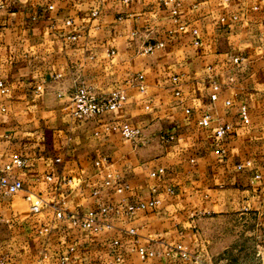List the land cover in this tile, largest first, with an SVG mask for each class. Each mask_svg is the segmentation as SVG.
<instances>
[{
	"label": "crops",
	"instance_id": "1",
	"mask_svg": "<svg viewBox=\"0 0 264 264\" xmlns=\"http://www.w3.org/2000/svg\"><path fill=\"white\" fill-rule=\"evenodd\" d=\"M0 80V164L28 159L10 172L24 189L0 195V264H63L65 254V264H218L246 256L248 235L264 258V0H0ZM81 84L127 98L80 120L71 94ZM205 113L209 128L198 123ZM218 123L232 127L220 143ZM110 172L119 176L107 184ZM31 192L46 202L40 212ZM154 197L157 206L128 211ZM53 204L78 219L112 205L113 227L58 219ZM141 246L153 255L143 259Z\"/></svg>",
	"mask_w": 264,
	"mask_h": 264
},
{
	"label": "built area",
	"instance_id": "2",
	"mask_svg": "<svg viewBox=\"0 0 264 264\" xmlns=\"http://www.w3.org/2000/svg\"><path fill=\"white\" fill-rule=\"evenodd\" d=\"M53 7L52 5L50 6ZM173 14H177L176 8L173 9ZM181 30L185 29V25L181 24L179 27ZM194 34L198 36V30H194ZM196 44H199V38L195 41ZM158 45H163L162 42ZM151 48V47H150ZM149 47L146 51H149ZM236 61L239 58L235 59ZM60 76V75H59ZM143 75L138 74L134 80L140 82L141 89H144V84L142 83ZM42 85L38 86V90L42 89ZM214 92L212 94V99L216 100L218 98L219 85L217 83L213 84ZM9 89L5 83L0 80V95L5 96L8 93ZM127 95L123 89L116 88L111 90L109 93H101L86 84H81L76 87L75 91L71 94V101L73 103V114L80 120H87L93 117H97L108 111H114L120 107L126 100ZM230 103V101H228ZM7 110L6 105H0V113ZM190 112V109L187 110ZM242 116L246 122H249V112L246 105L242 106ZM118 123L114 125L115 129H118L123 136L128 139L136 140L141 135V130L139 127L131 124L128 121H117ZM199 125L203 127H211L213 119L209 113H205L198 121ZM231 125L228 123H218L213 129L215 131V136L217 143H220L226 135L231 130ZM60 160V159H59ZM28 159L21 155H15L11 161L0 164V195H14L18 194L24 189V182L20 178L13 179L10 175V172L14 169H23L27 167ZM244 163H240L238 168L242 169ZM164 169L160 168L157 171H153L151 176L156 177L159 173L163 172ZM118 174L110 172L107 174L106 183L111 184L113 180L118 177ZM50 178V176H48ZM256 177H260L259 174H256ZM124 187H119L118 191L122 192ZM26 200L30 203L31 210L34 213L40 212L44 204L46 203L39 195L34 193H28L25 195ZM161 203V199L154 197L147 201H142L139 204H130L128 211L130 213H136L138 209L146 210L151 207H155ZM52 207L55 209V214L58 219H62L65 216H68L72 219L75 224H80L83 228L89 229L95 232H104L113 227V225L108 221L110 212L114 209L112 205L100 204L98 210H91L86 215L82 216L81 219H78L74 214L69 212L65 207L53 204ZM131 234H136L137 229L131 228ZM120 241L118 239L113 240L114 245H119ZM70 251L74 250V247L69 248ZM175 252L183 259L189 260L193 259L195 263H198V259L190 252L187 246L182 243H178L174 249ZM139 255L145 259L148 256H152L153 252L147 250L145 247H140L138 250ZM116 259L120 260V255H116ZM69 260V255L65 254L62 257L61 263L65 264Z\"/></svg>",
	"mask_w": 264,
	"mask_h": 264
},
{
	"label": "rangeland",
	"instance_id": "3",
	"mask_svg": "<svg viewBox=\"0 0 264 264\" xmlns=\"http://www.w3.org/2000/svg\"><path fill=\"white\" fill-rule=\"evenodd\" d=\"M244 219L243 218H235V219H230V221H220V220H215L213 221L214 223L212 224L211 223H208L207 225L208 226H223V225H230L232 227H235V226H238V225H241L243 223ZM244 225H247L248 227L252 228L253 227V224H247L245 223ZM234 235H237V234H234ZM252 240L253 238L251 239L250 236L248 235V239H247V251L245 253L246 256H243V257H239L238 255L239 254H233L232 257H231V260H228V261H217L218 264H264V258H263V255L260 253L259 256H254V250L252 248ZM232 253V251H231ZM257 254V253H256ZM263 258V259H262ZM230 259V258H229Z\"/></svg>",
	"mask_w": 264,
	"mask_h": 264
}]
</instances>
